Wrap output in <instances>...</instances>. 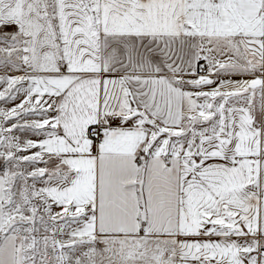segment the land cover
Segmentation results:
<instances>
[{
	"label": "snow or ice",
	"instance_id": "1",
	"mask_svg": "<svg viewBox=\"0 0 264 264\" xmlns=\"http://www.w3.org/2000/svg\"><path fill=\"white\" fill-rule=\"evenodd\" d=\"M0 264H264V0H0Z\"/></svg>",
	"mask_w": 264,
	"mask_h": 264
}]
</instances>
